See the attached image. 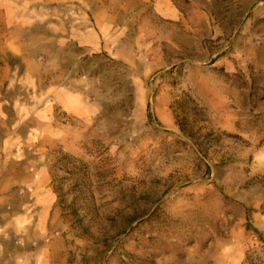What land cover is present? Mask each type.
<instances>
[{
    "label": "rangeland",
    "instance_id": "374dc122",
    "mask_svg": "<svg viewBox=\"0 0 264 264\" xmlns=\"http://www.w3.org/2000/svg\"><path fill=\"white\" fill-rule=\"evenodd\" d=\"M0 264H264V0H0Z\"/></svg>",
    "mask_w": 264,
    "mask_h": 264
},
{
    "label": "trees",
    "instance_id": "16d2710c",
    "mask_svg": "<svg viewBox=\"0 0 264 264\" xmlns=\"http://www.w3.org/2000/svg\"><path fill=\"white\" fill-rule=\"evenodd\" d=\"M255 231H257L258 232V230L257 229H255ZM260 237L262 238V236L260 235Z\"/></svg>",
    "mask_w": 264,
    "mask_h": 264
}]
</instances>
